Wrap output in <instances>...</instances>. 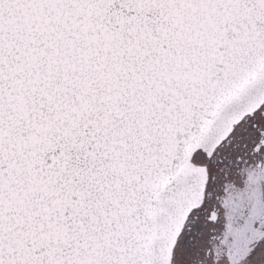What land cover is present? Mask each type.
Segmentation results:
<instances>
[{"label": "snow or ice", "instance_id": "1", "mask_svg": "<svg viewBox=\"0 0 264 264\" xmlns=\"http://www.w3.org/2000/svg\"><path fill=\"white\" fill-rule=\"evenodd\" d=\"M0 264H264V0H0Z\"/></svg>", "mask_w": 264, "mask_h": 264}]
</instances>
